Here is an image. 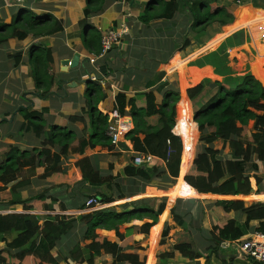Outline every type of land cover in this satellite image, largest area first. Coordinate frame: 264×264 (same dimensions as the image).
<instances>
[{"label":"trees","instance_id":"16d2710c","mask_svg":"<svg viewBox=\"0 0 264 264\" xmlns=\"http://www.w3.org/2000/svg\"><path fill=\"white\" fill-rule=\"evenodd\" d=\"M189 1L193 31L200 30L204 25L215 21L220 25H225L223 29L226 31L242 17L259 15L258 10L248 6L236 9L234 5L227 7L218 5L215 0ZM85 2V18H87L93 12L102 9L101 4L103 5L104 0H86ZM186 4V1L180 4L178 0H151L139 12L138 20L143 24H148L154 19H170L182 5L186 6ZM235 9L237 15L234 22L230 24L233 21ZM86 24L88 23L83 20L79 27L83 28ZM61 29V21L56 20L52 15H36L22 8L12 16L9 23L0 21V45L6 44L10 39L23 40L27 35L34 38L50 36ZM84 30H87L82 36L84 48L98 55L101 50V33L93 29ZM233 36L239 37L241 32ZM45 45L33 47L28 56V64L35 70L34 86L41 90L37 93L40 98L48 94L53 83V76L49 72L53 62L52 51ZM9 58L14 61V66H18L21 55L15 53ZM188 69L194 80V87L191 86L186 90V95L190 100L201 93L207 80L220 77L212 71L211 66L201 68L191 66ZM199 70L202 72H198ZM252 72L260 83L251 76L239 79L238 83L232 79L215 83L216 93L194 112L191 122L188 116L183 123L175 121V105L180 99L179 92L175 89L163 92L167 83H160L155 89V92L162 96L160 101L156 100L155 93L149 88L136 91L130 98L123 93H118L114 98L112 110L105 112L99 108V105L106 95L99 85L90 82L89 87L83 93L84 98L88 100L89 111L82 110L81 115L69 117L70 121L81 122L84 129H87L88 137L82 141H78L73 132L63 128L51 127V130L48 129L44 133V126L41 121H38L37 114L23 112V109H20L27 119V123H23V128L26 131H32L36 138L44 135V139L39 143L41 146L39 149L32 148L26 151L10 146L3 162L0 163V184L15 180L16 174H21L24 168L32 171L37 167L45 166L40 179H47L54 187L61 186L70 189L69 195L71 196L73 195L72 189L78 183H86L94 187H100L106 183L111 193L109 195L100 192L94 194L98 202L110 204L123 199L125 193L121 181L115 180V177H101L87 157L74 164L80 176L74 178L73 181L64 175L59 165L61 156H65L68 150L76 144L80 154L97 145L106 147L108 150L114 149L110 139L106 136L107 127L111 121L128 115L131 118L133 129L125 135V139L131 143L132 151L141 154L148 153L155 160L150 170L146 166L135 164L131 157L129 164L124 167V176L130 179L150 182L152 178L158 179L163 176L178 177L182 153L179 136L183 132H190L189 135H193L192 130H195L196 134L198 130L199 140L208 145L204 152L197 155L184 176L183 182L202 196L229 197V199H216L214 204L221 207L224 213L233 212L238 215L240 213L243 219L241 221L237 218L220 220L217 212H212L215 223L209 232L204 250L217 254L222 242L240 241L255 233L264 235V198L257 197L251 204L245 205V199H254L249 196L252 186L250 177L246 174L247 167L256 170L257 165L253 163L254 160L264 162V57L254 59ZM162 75L163 73L159 74V79ZM128 107L129 110H127ZM182 107L189 108L188 100L184 95L183 105L180 103L179 109ZM250 121H254V131L246 138V127ZM215 142L227 146L229 158H219L220 151L210 146ZM53 148H56L57 152L51 153L50 150ZM190 159L191 154L184 152L181 157V173L188 167ZM78 178L79 180L74 183V180ZM254 178L255 184L260 185L261 179L257 176ZM28 184L29 180L24 179L12 185L9 188L12 198L7 202L0 201V210L6 205H21L24 211H51L52 205L45 202V193L23 200L18 199L17 190ZM70 184L73 186H69ZM142 202L130 203L134 211L129 213H118L107 209L81 215L78 221L83 223L82 240H88L89 243L81 247L78 240L69 249L67 248L66 252L56 246L60 239L67 236L74 228L75 218L73 216L51 215L40 222L34 215L0 214V234L9 232L13 235L10 242L2 239L6 250H0V264H145L146 256L141 253L143 247L140 246V242L132 240V235L142 234L147 237L149 229L156 224L158 215L162 213L164 203H159L154 210L146 203L143 205ZM142 208L144 210L141 211ZM173 209L170 213L172 221L182 224L180 219L184 214L175 213ZM144 219L150 222L140 226L132 225L122 228L132 220L142 221ZM251 221H257V226H251ZM155 228L156 225L151 230ZM97 230L113 231L117 241H107L105 236L97 235ZM166 232L167 230L164 231ZM153 236L154 238H150L151 248L146 264L153 262L156 234ZM188 248L191 251H188ZM191 248L192 246L188 245L175 247L184 257L196 259L201 256H198L197 250ZM11 251L14 253L12 254ZM172 256L170 252L157 254V264H164Z\"/></svg>","mask_w":264,"mask_h":264},{"label":"crops","instance_id":"0c3cea01","mask_svg":"<svg viewBox=\"0 0 264 264\" xmlns=\"http://www.w3.org/2000/svg\"><path fill=\"white\" fill-rule=\"evenodd\" d=\"M85 1L86 0L30 1L22 8L38 15H52L56 20L61 21L62 29L50 36L37 38L28 36L22 41L10 39L6 44L0 45V163L3 162L5 153L9 150H5V144L16 146L19 149L26 151H29L32 148H40L39 142H35L36 139L34 138L32 131H26V129L23 128V123L26 124L27 119L22 112H20V109H23V112L28 111L27 113L35 112L37 114L38 121H41L44 126V133L48 129L51 130V127L55 129L63 128L73 132L78 141L86 139L88 137L87 129H84L85 127L81 122L70 121L69 117L81 115L82 110L85 112L89 111L88 100H86L83 95L84 90L89 86L87 84L88 82L99 85L102 88L106 98L101 102L99 108L107 112L112 110L114 106V98L118 93H123L127 98H130L133 97V94L136 91L149 88L155 93V97L159 98L155 89L160 83L162 84L165 82L171 74L168 73L170 71L166 69L169 64L168 68L171 66L173 69L179 70L181 96L179 99L180 101L177 102L178 110L182 111V114L187 117L190 115V108L185 109V107H182V110L179 109L180 103L183 105V95L188 100L185 94L186 88H189L194 84L192 76L189 74L190 72H188L189 69L187 70L186 65L189 61L198 56H196V49L194 53L192 52V54H190L186 59L179 60L180 55L178 54V43L184 37V27L187 26V32L190 31L189 25L192 21L191 14L188 12V7L182 5L170 19H154L148 24H143L138 20V14L141 11L140 7L143 8L144 5L149 3L151 0H130L129 6L132 7L133 3H135L134 5H136V7L130 8V10L132 9V13L129 12V14L124 12L125 7L122 1L113 2L112 0H104L102 9L95 13L93 12L87 17L89 19L87 24L88 26L86 25L83 26V28H80L78 27V22L85 17ZM244 1L245 4H242V6H248L251 9L261 11V8H257L256 6L253 7V0ZM254 1V3L258 2V0ZM22 8L13 9L11 16L18 13ZM251 17H242L240 19L241 21L237 23L232 30L241 25L249 28L253 38V49L257 55L264 57V16L259 14ZM9 20L11 19L9 18ZM119 22H125L126 25L130 27V33L128 35L129 38H125L118 47H114L106 54V56L97 58L84 48L82 43V33L85 34L87 31L84 29H93L101 33L105 29L117 26V23ZM149 26H155L156 28L146 30V27ZM137 30L148 33V39L153 38L156 45L146 46L149 50L145 52L139 50L137 48V44L127 43L130 39V35L137 36ZM226 34L227 33L224 35ZM221 38L213 40L208 43L206 47L210 48L215 46ZM133 41L134 39H132V42ZM42 43L46 44L45 46L50 48L52 51L53 62L50 65L49 72L60 82L59 85L57 84L58 86L54 83V87H52L53 90L51 89L52 93L44 98H40L37 95V93H40L41 90L34 86L33 75L35 74V70L28 64L29 49L33 46L40 47L43 45ZM8 51H10L9 54ZM18 52H20L21 55L20 62L18 66H14V61L9 58V56ZM74 55H78L79 65L77 68L69 69L65 73L63 71L62 61L65 59L71 60ZM143 57H145L144 60ZM165 59H168L166 62L167 64L163 62ZM102 65L105 66L104 74H102L100 70L98 72L95 71ZM162 72L166 74L168 73V75L166 77L165 75H162L159 79V74H162ZM89 73L97 75L100 81H89L87 77ZM153 74H156L155 77ZM80 80L84 81V84L81 85H83V87L85 85V87L82 91H76L75 93L72 87L74 85L78 86L76 83ZM165 87H168L166 90H171V87L174 86L173 84L167 83ZM161 99L162 96H160V99L157 101H160ZM79 100H82V102ZM127 110H129V107ZM115 120H117L118 123L120 140L114 149L108 150L106 147L97 145L91 149L84 150V152L79 155L77 154L79 148L76 144L68 150V153L65 156H61V169L63 170L64 175L70 177L73 169H75L74 163L82 157L88 156L94 168L99 170L101 177H117L118 180L121 181V185L123 186L125 193L123 199L116 200L110 204H99L98 206H90L86 208V199L93 198V195L97 191L94 186H89L86 183H78L72 189L73 195L71 196L69 193L66 195L64 192L65 187H50L51 183L47 181L46 183L49 184H47V186L50 188L44 187L45 190L42 192H44L46 196L45 202L52 205L51 211H24L21 205H6L4 206V209L0 210V213L29 214L39 217L40 221H44L47 219V216L51 215H84L107 209L118 213H129L134 211L130 206V203L136 201H143V205L148 204L149 207L156 210L158 204L163 202L164 208L160 214L162 217L160 218V221H163L161 224V231L167 227L166 224L170 217L171 210L174 208L173 210L175 213L184 214L180 219L182 224H174L175 228H177V226L185 227L192 233H196L194 234L196 238L199 237L200 234L203 235L206 245L207 237L209 236V232L211 231L214 223L210 225L209 229L201 224V221L209 218L210 215L205 213L203 205L200 204V198L202 195L197 194L196 191L186 186L183 182L184 175L188 167L183 173H181L180 163L178 177L170 178L168 176H163L155 180L152 179L150 182H143L139 179L133 180L124 176V167L129 164L131 157L137 154L132 151L131 143L125 139V135L133 129V124L128 115L119 117ZM178 121L180 122V120ZM191 121L192 119L190 117V122ZM183 122L184 121H182V123ZM192 131L196 133L195 130ZM18 132L19 137H16ZM55 150L56 148L51 149L52 152H57ZM191 150L192 149L186 151L183 150V153L188 152L191 154L190 160H192ZM253 163L259 167V162L254 160ZM154 164L155 163H152L146 166L147 169L151 170ZM44 169L45 166L37 167L32 171H30L29 168H24L21 174H16L17 181L28 179L32 186L35 184L36 186H45L43 185L42 179L38 177L44 172ZM25 174L30 177H23ZM78 180L79 178L76 182ZM123 182L126 184L124 185ZM30 184L17 190L18 199L23 200L36 195L32 194L31 196H27V192L31 190L28 188ZM5 193H7L9 199L12 198L9 190H6ZM0 194L2 195L1 192ZM249 196L254 198L252 200H255L257 197L264 198V182H261L256 190H253L252 188V192ZM211 197L229 199L221 196ZM8 198H2L0 200L7 202L9 201ZM167 199L168 202L166 205ZM150 200L153 202L158 200L159 203L157 205H153ZM249 204H251V202H249ZM142 210L144 209L142 208L141 211ZM222 214L225 216L224 218L222 217V220L236 218L237 215L233 212L224 213L223 211ZM160 215H158V218ZM237 219L241 221L243 216L239 213ZM147 222L150 221L147 219L142 221L132 220L125 226H140ZM158 222L159 220H157L155 225H157ZM207 222L209 223V221ZM257 223V221H251L250 225L257 226ZM97 233L101 234L100 236H105L109 240H111L110 236H115L113 231L97 230ZM251 236L253 235L246 236L245 238H249ZM12 237V233L9 232L0 234V250H6L5 242L2 241V239H5L6 242H10ZM132 240L140 242L141 247H145V245L147 246L149 243L148 248H151V239H149L148 243L147 241L144 243V241L147 240V237H144L142 234H133ZM111 241L113 242V240ZM70 244H72L71 240L67 241V237L63 236L60 239V242H58L56 248L62 247L63 251L64 248ZM11 253L13 254L14 252L11 251ZM148 254L149 251L146 255V261L148 259ZM231 256H233L235 260V256L233 254H231ZM152 260V264H157L154 253ZM170 261L171 260H167L164 264H170ZM240 263L242 262L238 263L236 260L233 262V264ZM244 263L251 264V262L248 261Z\"/></svg>","mask_w":264,"mask_h":264},{"label":"rangeland","instance_id":"374dc122","mask_svg":"<svg viewBox=\"0 0 264 264\" xmlns=\"http://www.w3.org/2000/svg\"><path fill=\"white\" fill-rule=\"evenodd\" d=\"M30 1L33 2L34 0H0V21H4L6 23H9L11 21V20H9V18L10 19L12 18L11 15L13 13L12 12L13 9L22 8L26 4H28ZM120 1H122L124 3L123 4L125 7L124 12H126L128 14H129V12L132 13V9L130 10V8L136 7V5H134L135 3H133L132 7L129 6L130 0H118V1H113V2H120ZM166 1H168V0H166ZM178 1H180V4H182L183 1H186L187 2L186 6L189 9V6H190L189 0H178ZM215 2L218 5H224L226 7L234 5L236 9L240 8L242 6V4H245L244 0H215ZM254 2L255 1L253 0L252 1L253 7L256 6L257 8L258 7L261 8L260 9L261 11L258 10L259 14H262L264 16V0H258V2H257L258 4L254 3ZM101 6H102V4H101ZM236 9L234 10V13H233V16H234L233 21L230 24H232L236 18V15H237ZM140 10H143V8L140 7ZM188 12L190 13V9L188 10ZM36 15H38V14H36ZM251 18H253V17H251ZM251 18H249V19H251ZM83 20H85L86 23H88L89 19L84 17L82 20H80L78 22V27L80 25V22ZM192 21H193V18H192ZM192 21H191V24H192ZM240 21L241 20L236 22L233 26L228 28L226 31H224V29H223V27H225V25H220V23L217 21H215L214 23H208V24L204 25L200 30H194L193 31L191 29V24H190L189 25L190 31L187 32V30H186L187 26L184 27V31H183L184 37L178 43V45H179L178 46V54L180 55L179 60L186 59L190 54H192V52L194 53V51L197 49L196 56L197 55L198 56L195 59H193L187 63V65H186L187 70H188V67H191V66H196V68H201L202 66H211L212 71L215 74L220 76L218 79L207 80L208 82L204 84L201 93L192 100L188 99L189 108H190V115L189 116L191 117L192 120H193L194 112L199 107H201L204 103H206L216 93L217 85L215 83H217V82L220 83V82L224 81L225 79H232L236 83H238L239 79L247 77V76H251L255 81H258L260 83V81L255 78V76L252 72V63L254 62V59L257 56L258 57H260V56L256 54L255 50L252 47V43H253L252 39L253 38H252V34H251L249 28L241 25V26L237 27L236 29L232 30V28L237 23H239ZM156 22H158V21H156ZM153 28H156V27L155 26H149V27H146V30L147 29H153ZM114 30H121V32L124 34H122L120 39H118L117 41L116 40L112 41L109 44V50L106 53L103 54L101 51L102 49H101L98 55L91 53L92 55H94L97 58L104 57L114 47L115 48L118 47L120 45V43L122 41H124L125 38H127V37L129 38L128 35L130 33V27H128V25H126L125 22H119V23H117V26L110 27L108 29L103 30V32H101V35L104 33H107V32H115ZM237 32H241V36H239V37L233 36ZM225 33H227V34L224 35ZM83 34L84 33H82V36H83ZM147 35H148V33L143 32L141 30H137V36L130 35V39L128 40L127 43H135V44H137V48L139 50L146 52L147 50H149L146 48V46L156 45V42H154V39L153 38L148 39ZM28 36H31V35H27L23 40H25ZM221 36H222V38H221ZM100 38H101V36H100ZM217 38H221V39H219V41L217 42V44L215 46H212L210 48L206 47L208 43L212 42L213 40H215ZM132 39H134L133 42H132ZM14 40H17V39H14ZM19 41H22V40H19ZM184 43H186V44H184ZM33 47H31L29 49L28 56L32 52ZM100 47H101V45H100ZM9 53H10V51H8V54ZM19 53L20 52H18L16 54H19ZM144 59H145V57H143V60ZM65 60H67V59H65ZM71 60H68L69 62L67 65V71L69 69H75L79 65V61H78V64L75 67L71 68V66H70ZM78 60H79V57H78ZM167 61H168V59L163 60V62H165V63ZM168 65H167L166 69H168V71H170L168 73H171V74L168 76V78L166 80L167 82L165 81V82H163V84H165V83L173 84L174 87H171V89L173 88V89L177 90L179 92V97H180L181 96V88H180L179 70L173 69V67H171V66H170V68H168ZM100 67L98 68V70L96 69L95 71L98 72L100 70ZM188 72H189V70H188ZM198 72H202V70H199ZM162 73H163V75H165V77L168 75V73L167 74L164 72H162ZM93 75L96 76L95 74L89 73L87 76L88 79H90L91 76H93ZM153 75L155 77L156 74H153ZM52 76H53V83H52L47 95L52 93L51 89H52V87H54V83L56 86H58L60 84V82L58 80H56V78L53 74H52ZM83 82L84 81L80 80L76 84H78V86H80L81 84H84ZM87 84L89 85V82ZM193 85H192V87H194ZM78 86L74 85L72 87L73 90L75 91V93H76V91H79V92L82 91L85 87V85H84V87H83V85H81L80 87H78ZM166 89H168V87H165L163 89V92L166 91ZM187 89L188 88H186V90ZM186 90H185V94H186ZM157 95L159 98H156V100H159L161 95L160 94H157ZM79 101L82 102V100H79ZM180 110H182V109H180ZM88 115H90V113H88ZM177 118H178V120H180L181 123H182V121L187 120V116L183 115L182 111L178 110V103L175 105V121H177ZM253 131H254V121H250L246 127V133H245L246 138L249 137V135ZM175 132L177 134L176 130H175ZM189 133L190 132H188V133L183 132L182 135L179 136L181 139V143H182V153H183V150L186 151V150L192 149L191 150L192 160H190V162H189L190 164L188 163L189 166H188L186 173L188 172L190 166L192 165V163L195 160V158L197 157V155L204 152L205 148L208 147V145H206L205 143H203L199 140L200 134H199L198 130H197V134L194 132L193 135L192 134L189 135ZM16 137H19V132H18V134H16ZM121 137H122V135H121ZM34 138L36 139L35 142L40 143L44 139V135H42L38 138H36L34 136ZM119 140H120V136H119ZM4 146H5L6 151H7V149L10 148V145L5 144ZM113 146L115 147L116 145H113ZM210 146L213 147L214 149H217L220 151L219 152V158H221V159L229 158V151H228V148L226 145H223L220 142H215ZM50 152L53 153L51 150H50ZM182 153H181V156H182ZM77 154L81 155L79 152H77ZM137 154H141V153H137ZM144 154L148 155V153H144ZM82 158H84V157H82ZM87 158L90 160V158L88 156H87ZM153 161H155L154 158H153ZM133 162H134V156H133ZM180 163H181V159H180ZM138 165H140V164H138ZM59 166L61 167V160H60ZM144 166H146V165H144ZM248 167L246 170V174L249 175V177H251L250 182L252 183V188H253V190H256L258 185L255 184V178L254 177L257 176L261 179V182H264V162H259L260 168L257 165L256 170L248 168ZM96 170H98V169H96ZM98 173H99V170H98ZM186 173H185V175H186ZM41 175H39L38 177L40 178ZM77 176H80L79 171L77 169H73L72 174L68 179L70 181H73V179L76 178ZM23 177H30V176H26V174H25V176H23ZM114 179L117 180L118 178L115 177ZM76 180L77 179L74 180L75 181L74 183H76ZM42 181H43V185H45V186H41V185L36 186V184L34 186H32L29 182L30 186L28 188H30L31 190H29V192H27V196H31L32 194L34 195V194L44 193V192H42L43 190H45L44 187H47V188L54 187V185H52V184H50V187L47 186V184H48V183H46L47 179H45V180L42 179ZM16 182H17V178L13 181L8 182L7 184H3V183L0 184V192L2 193V195L0 194V199H2V198L5 199V198L9 197L7 195V193H5V191L9 190V188L12 185H14ZM123 183H124V185L126 184L125 182H123ZM137 185H138V183H137ZM69 186H73V184L72 185L70 184ZM95 189L97 190L95 192V195L99 192L103 193L104 195H109V193H111V191L108 190L106 183L100 187L96 186ZM70 191H71L70 189L65 188L64 192L66 193V195H68V193H70ZM9 193L11 194L10 191H9ZM11 196H12V194H11ZM227 198H229V197H227ZM175 199H177V198H175ZM200 199H201L200 204L203 205V209L205 210V213L210 215L209 218H206L205 220L201 221V224L209 229L210 225L215 223V220L211 215L212 212L216 211L217 212L216 214L220 220H222L225 217L222 214L221 207H217L214 204V201L216 199H220V198H215V197H211L210 195H207V196H202ZM0 201H2V200H0ZM252 201H253L252 198L245 199V205H248L249 202H252ZM2 202H4V201H2ZM151 202L153 205L154 204L157 205L159 203L158 200H155L154 202L151 201ZM167 202H168V199L166 200V205H167ZM39 212H42V211H39ZM69 216H73L75 218V226L70 231V233L66 236L67 241L71 240V243L74 244L75 242H77L79 240L80 246L83 247L84 245L88 244L89 241L88 240H82L83 230L81 228L83 227V223L78 221V217H80L81 215L77 214V215H69ZM160 218H162L161 215H160ZM236 218H238V214L236 215ZM38 219H39V217H38ZM157 220H159V222L157 223L156 228L154 230H151V228L153 226H155V224H154L149 229V232L147 235V240H145L144 243L146 241L148 243L150 237L154 238L153 235L156 234V240L154 239L155 242L157 243V245L155 243V245H156L155 250H154L155 257L159 253L171 251L170 253H172L173 256H172V258L168 259V260H171L170 264H233V262L235 260L238 263L242 262L240 264H246V263H244L246 261L251 262V264H258V263H255L253 261H250L249 259H246L242 256L236 255V254L234 255L235 260H234V257L231 256V254L223 253L221 251L220 252L217 251V254H215V253L211 254L209 251L204 250V248L206 246L205 245L206 242H205L203 235L200 234V236L196 238L194 236V234H196V233H192L191 231L187 230L185 227H178L177 226V228H175L174 224H176V223H174L172 221L171 216L169 217V219L167 221V224H166L167 227L163 231H161V224L163 221H160V219L158 217H157ZM207 221H209V223ZM125 227L126 226L124 225V227H122V228H125ZM166 230H167V232L164 233V231H166ZM160 231H161V233H160ZM80 233H82V234H80ZM96 233H97V231H96ZM163 233H164V235H163ZM97 235L100 236L101 234L97 233ZM252 235H254V234H252ZM148 236H149V238H148ZM110 239L113 240V242L117 241L115 236L114 237L110 236ZM106 240L112 242L111 240H109L107 238H106ZM72 244L67 245V247L64 248L63 252H66L67 248L69 249L72 246ZM178 245H188L189 247L192 246V248L194 250H197L198 256L199 255H201V256H199L196 259L195 258L190 259L186 256L184 257L180 254L179 251H177L175 249V247ZM148 247H149V243L147 246L145 245V247H143V250L141 251V253L145 256L147 255L148 251H150ZM58 249H62V247H59ZM188 251H191V250L188 248Z\"/></svg>","mask_w":264,"mask_h":264},{"label":"built area","instance_id":"2783aa9c","mask_svg":"<svg viewBox=\"0 0 264 264\" xmlns=\"http://www.w3.org/2000/svg\"><path fill=\"white\" fill-rule=\"evenodd\" d=\"M115 32H107L101 35L100 45L102 53H106L109 50V44L112 41H117L121 38L122 33L121 30H114ZM89 81L98 82L100 81L99 77L91 76ZM178 134V133H177ZM107 137L110 139L112 145H117L119 142L120 131L118 128L117 120H113L107 127L106 131ZM134 163L140 164L142 166L150 165L154 163L153 158L150 154H136L134 156ZM100 202H98L94 197L89 198L85 201V206H98ZM218 251L233 255H239L250 261H253L258 264H264V235L255 233L253 236L249 238L242 239L240 241H225L222 242Z\"/></svg>","mask_w":264,"mask_h":264},{"label":"water","instance_id":"95a60500","mask_svg":"<svg viewBox=\"0 0 264 264\" xmlns=\"http://www.w3.org/2000/svg\"><path fill=\"white\" fill-rule=\"evenodd\" d=\"M113 1H118V0H113ZM68 60H63L62 61V66H63V71H65V72H67V65H68ZM70 63H71V68H73V67H75L77 64H78V56L77 55H74V57L72 58V60L70 61ZM104 69H105V66H101L100 67V72L102 73V74H104L105 72H104Z\"/></svg>","mask_w":264,"mask_h":264}]
</instances>
